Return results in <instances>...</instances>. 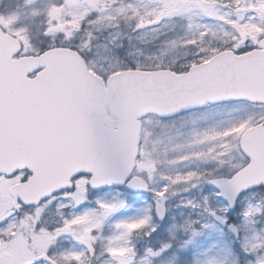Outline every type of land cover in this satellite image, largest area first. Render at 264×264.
<instances>
[{
	"label": "snow or ice",
	"instance_id": "6c2138e0",
	"mask_svg": "<svg viewBox=\"0 0 264 264\" xmlns=\"http://www.w3.org/2000/svg\"><path fill=\"white\" fill-rule=\"evenodd\" d=\"M0 16V264H264V0Z\"/></svg>",
	"mask_w": 264,
	"mask_h": 264
},
{
	"label": "rangeland",
	"instance_id": "374dc122",
	"mask_svg": "<svg viewBox=\"0 0 264 264\" xmlns=\"http://www.w3.org/2000/svg\"><path fill=\"white\" fill-rule=\"evenodd\" d=\"M46 2V0H45ZM147 2V0H146ZM1 19L8 25V24H12L14 22V17L9 18V17H2L0 16ZM186 21H174L172 22V24L175 25L173 31L169 32L170 36L175 35L176 37H180V36H185V35H190V33L187 31L186 29ZM171 27V25H170ZM167 31V29H166ZM247 31H254V29L249 28L247 29ZM145 39L149 42L154 43L157 47L161 48V56L165 57V58H173V57H177V56H181L183 55V50H181L178 46L173 48L169 45H167L166 43H164V37L161 36L159 40L157 41H153V35L151 33H149Z\"/></svg>",
	"mask_w": 264,
	"mask_h": 264
},
{
	"label": "flooded vegetation",
	"instance_id": "af4514ba",
	"mask_svg": "<svg viewBox=\"0 0 264 264\" xmlns=\"http://www.w3.org/2000/svg\"><path fill=\"white\" fill-rule=\"evenodd\" d=\"M23 7V6H22ZM0 23H4V24H6L2 19H1V17H0ZM7 25V24H6Z\"/></svg>",
	"mask_w": 264,
	"mask_h": 264
}]
</instances>
